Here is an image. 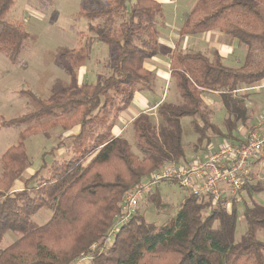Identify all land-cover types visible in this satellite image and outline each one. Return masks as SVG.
Segmentation results:
<instances>
[{
    "label": "trees",
    "instance_id": "1",
    "mask_svg": "<svg viewBox=\"0 0 264 264\" xmlns=\"http://www.w3.org/2000/svg\"><path fill=\"white\" fill-rule=\"evenodd\" d=\"M100 1L79 13L93 35L83 47L60 57L70 87L47 99L22 91L38 109L12 119L0 116V129L19 131L17 143L1 158L0 244L9 233L16 240L0 250V264H77L84 258H90V264H158L159 253L174 259L173 264H264V240L259 238L264 236V205L248 204L241 196L229 208L225 202H201L187 195L179 214L184 220L180 230L149 223L135 212L111 236L122 218L127 192L164 164L186 158L184 118L194 119L199 144H209L208 131L234 142L241 139L238 123L253 120L247 99L255 89L244 95L236 92L264 79V0L196 2L184 17L181 34L218 32L245 46L247 56L231 67L218 52L209 57L200 51H174L171 81L178 99L159 104V122L144 113L132 122L134 145L123 135L114 136L112 129L135 93L153 88L154 74L144 63L159 53L163 7L157 0ZM13 3L0 0V54L16 65L31 34L22 24L6 21ZM42 3L50 7L52 0ZM95 43L112 54V69L100 82L79 85L78 71L90 60ZM254 48L263 54L257 62ZM209 95H216L223 106L226 133L210 120L212 110L205 101ZM46 120L60 125L63 133L74 127L79 132L44 152L41 167L15 191L14 183L32 166L26 140L44 129ZM63 148L62 159L48 165L46 157ZM243 191L252 198L264 192V186L247 183ZM241 205L246 231L237 240ZM42 208L51 217L40 225L34 215Z\"/></svg>",
    "mask_w": 264,
    "mask_h": 264
},
{
    "label": "rangeland",
    "instance_id": "2",
    "mask_svg": "<svg viewBox=\"0 0 264 264\" xmlns=\"http://www.w3.org/2000/svg\"><path fill=\"white\" fill-rule=\"evenodd\" d=\"M42 1L14 0V3L6 14V21L22 24L31 34V38L25 45L26 50L20 57L19 64L14 65L6 56L0 54V116L6 119L16 118L38 109V106H36L31 98L23 95L22 91L30 90L39 98L47 99L62 89L70 87V75L62 70L59 65L61 54L68 50L80 49L86 44L88 38L93 34L89 33V24L83 17H79V13L82 8H88L91 4L101 3L100 0H52V5L46 7ZM187 2L188 0H185L182 3L188 4ZM223 38L219 40V43L226 40ZM229 40L231 38L226 41ZM206 49L204 48L203 50L207 51L209 56H212L213 50ZM245 49L247 48L245 47ZM112 57L108 48L95 43L90 60L84 64V75L81 74L79 76V82L81 84H95L106 78L112 69ZM262 57L263 54L258 48L252 50L254 62H257ZM228 60H230L228 61L229 63L225 61V64L231 67H237L239 66L238 62H244L243 59L236 55L230 56ZM233 61L237 62V64H233ZM174 90V88L171 89L173 94L171 101H177L178 99L176 90L175 92ZM249 92L253 94L255 91ZM205 100L207 107L212 110L210 111V120L226 133L227 130L224 124L225 112L219 98L217 96H206ZM153 117L155 122H159L157 116ZM193 120L190 117L182 120V141L186 150V158L181 160L177 165L195 162L223 142L228 141L208 131V140H211L209 144H206V141L203 144H199L197 142L198 135L194 130V123H192ZM44 122H46L44 123L46 127L43 126L44 129L41 127V131L29 136L26 140V151L32 164L30 169L28 168L29 171L36 172L42 165L44 152H49L60 139L65 138L60 125L55 124L51 120ZM255 122L252 119L251 121L244 122L245 124L239 122L237 128L238 135L240 137L245 136ZM18 132V130L12 128L0 129V173L1 157L8 148L17 143ZM127 132L126 138L134 145L135 138L133 131L130 129ZM65 154V149L63 148L55 155H57V158L62 159ZM54 158V155L46 157L48 165H50ZM169 164L175 163L164 164L161 168ZM252 165L251 177L247 183L250 184V187L256 186L258 182L264 186V154ZM23 175L21 179H25ZM151 194L154 196L153 199L150 198V195L143 198L144 200H141L135 212L144 217L149 223L157 226H175L176 230H180L181 225L183 227L184 220H182V217L180 218L179 214L187 193L181 189L178 183L165 181L156 186ZM240 196L248 204L255 202L264 205V192L253 194L252 198H250L247 192L242 191ZM156 198H158V203L155 201ZM197 198L203 199L201 202L207 200L203 197ZM230 204L231 202L226 207L230 208ZM238 211L236 239L240 240L246 231V223L243 218L244 208L242 205L238 207ZM201 214L203 218L209 216L206 210ZM50 217L51 212L48 209L42 208L34 215V220L42 225ZM259 238L260 240H264L263 234ZM15 240L16 238L12 233L7 234L0 244V250L12 244ZM159 251L165 252L167 250L160 249ZM157 256L158 260L156 262L158 264H173L174 262V259L167 258L162 253L157 254ZM90 262V258H84L79 260L77 264H90Z\"/></svg>",
    "mask_w": 264,
    "mask_h": 264
},
{
    "label": "crops",
    "instance_id": "3",
    "mask_svg": "<svg viewBox=\"0 0 264 264\" xmlns=\"http://www.w3.org/2000/svg\"><path fill=\"white\" fill-rule=\"evenodd\" d=\"M183 1L185 0L158 1L163 7L159 53L155 57L146 60L144 63L145 69L154 74L153 88H151V90L146 88L135 93L132 103L127 109L120 113L118 119L114 123L112 129L114 136L123 135L126 137V134L128 133L127 131L131 129V124L137 117L143 113L156 116V110L159 104L164 101H171L173 97L171 89L174 88L171 81V55L174 51H200L209 56L207 51L203 50L204 48H209L208 50H213V55L215 52H218L224 62L230 61L228 59L232 55H236L245 60L247 56V49H245V46H241L238 41L234 39L226 41L230 38L224 34L209 32L197 35H182L181 29L184 17L194 8L198 0H188V4H183ZM223 37L226 40L219 43V40ZM213 55L209 57H213ZM233 64H237V62L233 61ZM83 67L80 68V72L78 73L79 85H82L79 82V76H81V74L84 75ZM255 87L259 88L255 89L253 94L250 93V96L247 99V106L250 111L249 114L252 116L253 120L256 121L264 114V79L257 83ZM78 132L79 127H74L69 132L64 133L63 136L75 135L78 134ZM61 140L62 139L59 141ZM54 157L57 158V155H54ZM29 169L24 172L23 177L25 179L20 178L14 183L13 190L18 191L24 188V183L35 173L31 170L30 172Z\"/></svg>",
    "mask_w": 264,
    "mask_h": 264
},
{
    "label": "built area",
    "instance_id": "4",
    "mask_svg": "<svg viewBox=\"0 0 264 264\" xmlns=\"http://www.w3.org/2000/svg\"><path fill=\"white\" fill-rule=\"evenodd\" d=\"M258 88H242L236 94L244 95ZM263 154L264 114L238 142L225 141L189 164H169L131 188L125 195L122 218L113 228L111 236L116 234L122 223L131 218L141 200L151 195L154 188L165 181L178 183L187 195L210 199L214 204L225 202L229 205V202L239 198L251 177L252 164Z\"/></svg>",
    "mask_w": 264,
    "mask_h": 264
}]
</instances>
